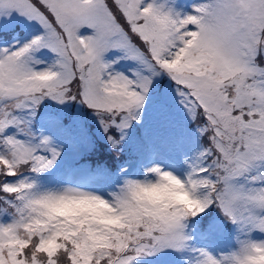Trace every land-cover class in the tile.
Instances as JSON below:
<instances>
[{
  "label": "snow or ice",
  "instance_id": "1",
  "mask_svg": "<svg viewBox=\"0 0 264 264\" xmlns=\"http://www.w3.org/2000/svg\"><path fill=\"white\" fill-rule=\"evenodd\" d=\"M13 13L42 31L0 45V264H142L168 250L194 253L186 264H264V239L252 235L264 233V0H194L190 10L176 0H0V27ZM116 50L124 55L109 58ZM122 59L137 66L121 71ZM162 73L203 141L183 176L154 165L141 180L162 186L175 174L194 206L146 211L128 180L102 200L119 224L48 216L55 194L25 173L51 169L61 149L33 131L37 107L86 104L118 149ZM213 207L238 228L231 251L191 244L190 222ZM89 229L106 236L102 246L82 247Z\"/></svg>",
  "mask_w": 264,
  "mask_h": 264
},
{
  "label": "rangeland",
  "instance_id": "2",
  "mask_svg": "<svg viewBox=\"0 0 264 264\" xmlns=\"http://www.w3.org/2000/svg\"><path fill=\"white\" fill-rule=\"evenodd\" d=\"M194 0H176V5L184 10H190L193 5ZM18 14V13H16ZM5 19V18H4ZM13 20H19L20 24L25 27V32L23 34H16L11 38V40H6L5 38H0V45H9L16 40H27L31 36L42 31V27L36 21H29L26 17H21L19 14L17 17L13 16ZM11 25L8 26V28ZM1 30V29H0ZM86 33H90L91 29H84ZM124 53L121 50H116L108 54L109 58L114 56H123ZM54 54L45 50L44 58L51 61ZM125 61L126 65L120 68L122 62ZM136 61L130 59H122L117 67L121 71H127L131 67L137 66ZM163 75V76H162ZM160 76H162L160 78ZM165 77V78H164ZM167 74L162 73L158 77L154 78L153 87L157 85V81L160 78H166ZM164 98L165 94L169 97L168 101L173 102V107L167 110L161 111L159 108L158 112L152 110L149 117L152 119L149 122L151 132L156 135V139L162 143L161 152L157 153L156 161L153 160L149 163L148 168L154 165H161L165 169L172 170L178 175L183 176L188 170V166L185 163V158H194L196 151L199 149L203 138L200 136L197 130V124H193V120L188 114L187 110L183 108L182 105L178 103L175 95V85L165 84L163 91L159 92ZM146 107V106H145ZM146 108L143 109V111ZM43 111L41 113V129L36 131L40 134L50 135L53 137L54 143L57 147L61 149V155L56 161L55 165L49 169L54 174H58L53 181H44L42 191L49 189H60L65 186H71L79 188L81 190L90 191L93 193L100 194L105 198H111V193L118 191L119 187L123 185L112 182L108 179H99L96 181H91L84 186H76L69 179V176L78 173L76 170L78 166H72L71 164L77 163L82 157H89V160L98 159L103 162L111 161L113 164H121L124 167H129L133 163V156L142 155L139 143H142L141 138H138L134 132L129 130L127 135L118 149H114L107 139V134L103 131L102 125H99V119L95 112L89 108L86 104L80 101H68L65 103H60L58 101L48 98L44 100L35 111ZM67 117L68 119H63ZM32 121V116L30 117ZM93 121V122H92ZM34 131L33 124H31ZM14 131V130H13ZM178 139V140H177ZM169 146V149H168ZM176 148V149H174ZM128 154V155H125ZM169 157V159L167 158ZM167 161V165L163 163ZM26 175L32 176H42V174L25 173ZM154 178L151 174L147 173L144 176H137L135 179L144 178ZM14 179V178H11ZM46 180V179H45ZM53 182V183H51ZM51 183V184H49ZM217 210L216 207L213 209ZM210 211V210H209ZM208 213L206 214H210ZM63 215V214H61ZM205 215V214H204ZM203 215V216H204ZM216 217L210 225L211 228L215 226L218 228L223 221L219 218L220 215L216 213ZM200 218V217H198ZM220 227L219 230L225 229ZM253 238L264 239V233L254 232ZM222 234L217 231H213L205 240H197V248H208L209 250L219 253L222 251H231L237 245L232 246L229 249H225L220 244V237ZM235 240V239H234ZM169 254L164 256H151L147 257L146 264L153 262V264H171L176 258H172V253L175 250H168ZM189 257V255H188ZM172 258V259H170ZM170 260V261H169ZM180 260V258H179ZM143 262V258H141ZM186 264V259L180 260Z\"/></svg>",
  "mask_w": 264,
  "mask_h": 264
},
{
  "label": "clouds",
  "instance_id": "3",
  "mask_svg": "<svg viewBox=\"0 0 264 264\" xmlns=\"http://www.w3.org/2000/svg\"><path fill=\"white\" fill-rule=\"evenodd\" d=\"M164 175L168 183L162 186L155 183L145 184L141 179L126 178L125 183L128 180L134 182V186L128 191L129 199L146 211L167 207L171 200L188 207L194 206L188 193L183 191V181L179 176L172 173H164ZM120 187H124V185ZM47 191L55 194L56 198L47 204L46 214L53 219L57 216L65 217L66 220L62 221V224L81 226L94 222L105 225L119 224V218L114 215V209L108 203L102 202L107 198L100 194L71 186ZM97 197L101 199H97ZM105 239L106 236L99 230L89 229L88 237L83 241L82 247L88 249L102 246ZM261 260L264 261V257H261Z\"/></svg>",
  "mask_w": 264,
  "mask_h": 264
},
{
  "label": "trees",
  "instance_id": "4",
  "mask_svg": "<svg viewBox=\"0 0 264 264\" xmlns=\"http://www.w3.org/2000/svg\"><path fill=\"white\" fill-rule=\"evenodd\" d=\"M13 16H16L15 13L12 14L11 17H6L4 19V23H3V27H0V29H4V31H7L11 28H8L9 25H11L10 27L14 26V25H17L19 24V20H13ZM165 74V73H164ZM163 76V75H162ZM160 76V78L162 77ZM160 78L158 79L157 81V85L152 87V90H151V93H150V96L148 98V100L146 101V104L144 108H146L144 111H142V117L139 121H136L134 122L130 127H129V130H132V131H136L137 132H134V134H136L139 137V132L144 131L145 134H146V139L145 141L148 143V144H153L151 145V148L152 146H154V143H155V137L156 135L153 134V132H151V128L149 126V122L150 120H152L149 115H151V111L154 110V112H158L159 111V108L161 109V111L163 110H167L169 108H172L173 107V102L172 101H168L167 99H169V97L165 94L164 98L162 99V96L159 94L160 90L161 92L163 91L164 89V86L166 83H168L169 85L173 86V81L170 80V78H168V76L166 78L168 79H162L161 82H160ZM165 78V77H164ZM175 85V83H174ZM63 119H68L67 117H64ZM93 122V121H92ZM193 124H196L195 121H193ZM101 125V124H99ZM129 130H127V132H129ZM104 131V130H103ZM117 135H119V133H117ZM157 140V139H156ZM139 146L141 148V151H142V155L140 156H147L148 155V152L145 151V144H144V141L142 140V143H139ZM125 155H127L125 153ZM134 157H138V156H134ZM90 158L89 157H82L79 161H77V163H73L71 164L72 166H78L81 168V172H82V167L86 166V165H89V164H95L97 162H103L101 160H98V159H92V160H89ZM108 163H112L111 161H107ZM102 164H105L107 165L106 162L102 163ZM108 166V165H107ZM84 173L86 174V170L84 171ZM36 178V177H35ZM108 179L110 177H100L98 178L99 179ZM52 177L49 175L45 181L47 182H50L52 181L51 180ZM125 181V180H124ZM122 181V182H124ZM53 183V182H51ZM49 183V184H51ZM43 187H41L40 189H42ZM213 208L209 209V213L210 214H205L204 216L202 215L200 218H194L191 222H190V225H189V232L192 236V238L194 237L195 233L197 232L198 230V225L199 224H206V223H210L212 224L214 218L213 217H216V213H218L220 215V219L221 221H223V223L219 226L220 227H223V225L225 224L224 228L225 229H221V232L223 233V235H226L228 232L230 233L232 230H233V226L234 224L231 223V221H228L224 216L223 214L220 212V210L217 208L216 211L213 210ZM191 244L193 246V241H191ZM229 245L232 247V242L229 241ZM194 256V255H193ZM173 258V257H172ZM170 258V259H172ZM146 259L147 257H144L143 258V262L142 264H146ZM170 261V260H169ZM149 264H153V262H150L149 261Z\"/></svg>",
  "mask_w": 264,
  "mask_h": 264
}]
</instances>
